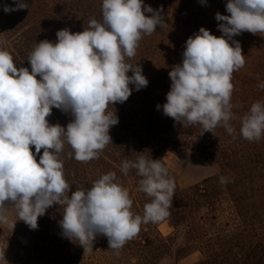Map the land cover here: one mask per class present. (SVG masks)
<instances>
[{"label": "clouds", "instance_id": "clouds-1", "mask_svg": "<svg viewBox=\"0 0 264 264\" xmlns=\"http://www.w3.org/2000/svg\"><path fill=\"white\" fill-rule=\"evenodd\" d=\"M14 5H5L4 12L29 8L26 0H14ZM226 11L230 15L215 14L221 22L220 37L201 27L187 39L182 63L169 71L166 103L156 107L184 127L199 124L201 135L222 126L235 138L230 124L235 107L232 74L245 65V56L240 42L229 40L243 32L264 33V0H227ZM164 24L160 11L143 0H102V21L90 19L82 32L58 30L55 43H36L27 59L31 71L17 68L13 56L0 50V224L9 223L11 206L17 220L35 230L38 217L57 204L63 208L59 225L65 237L78 241L86 252L103 235L118 255L142 224L160 222L170 214L175 182L161 159L141 154L122 161L120 171L127 175L134 169L141 178L139 191L151 198L143 215L131 211L129 191L113 171L69 196L60 159L65 142L71 149L68 157L74 155L79 162L98 159L112 143L109 131L118 117L108 106L127 101L129 85L139 91L149 83L142 67L126 63V58L135 56L143 35ZM259 87L264 89V83ZM53 108L74 118L66 128L47 120ZM240 123V136L259 141L264 136V101L254 102ZM219 180L230 182L224 176Z\"/></svg>", "mask_w": 264, "mask_h": 264}, {"label": "trees", "instance_id": "trees-1", "mask_svg": "<svg viewBox=\"0 0 264 264\" xmlns=\"http://www.w3.org/2000/svg\"><path fill=\"white\" fill-rule=\"evenodd\" d=\"M226 3L227 0H206L204 4L200 0H152L149 5L160 11L165 24L148 37L158 54L153 73L144 75L149 82L147 87L136 91L132 85L135 98L132 107L136 113L132 140L120 138L108 145L111 153L103 149L98 159L89 162L76 161L74 155L69 158L67 153L71 149L66 142L60 153L64 176L71 187L69 196L77 188H90L93 181L113 171L123 187L132 189L131 210L139 215H143L144 205L151 202V198L139 191L141 178L134 169L127 175L120 171L122 161L134 160L142 154L149 159H161L164 164L163 152L174 148H191L213 159L220 169L218 176L184 189L175 184L172 207L168 209L170 214L160 221L168 223L172 235L163 237L157 229L160 222H150L141 225L139 233L118 255L109 249L103 235H98L92 250L85 252L78 241L63 235L59 225L63 218L61 206L54 204L38 217L35 230L17 220L10 206L8 212L15 226L0 230V264H6L5 255L11 256L4 251L6 247L12 253L27 251L29 262L23 263L14 257L13 263L18 264H159L171 255L177 242L176 257L183 260L198 255L199 260L193 264H264V136L259 141L249 142L239 134L243 115L254 102L264 101V89L259 87L264 83V33L243 32L229 40L230 44L233 40L239 41L245 56V65L232 74L231 102L235 107L230 124L236 129L235 138L222 126L214 133L201 135L203 129L199 124L184 127L156 107L166 103L171 86L169 71L182 63L187 39L201 27L214 36L222 35L218 29L221 22L215 19V14L230 15ZM5 5L8 0H0L1 35L10 34L11 30L17 32V21L13 19L12 24L8 21L14 15H27L30 9L5 13ZM47 30L30 39V46L48 39ZM25 54L16 53L27 60L28 54ZM65 114L63 118L61 113L52 110L47 118L51 124L66 128L74 118L70 113ZM30 148L35 154V147ZM42 154L43 149L36 155L37 162ZM221 176L230 182L221 184ZM23 241L26 246H22Z\"/></svg>", "mask_w": 264, "mask_h": 264}, {"label": "rangeland", "instance_id": "rangeland-1", "mask_svg": "<svg viewBox=\"0 0 264 264\" xmlns=\"http://www.w3.org/2000/svg\"><path fill=\"white\" fill-rule=\"evenodd\" d=\"M26 1H28L30 7L28 14L23 17L22 15L21 17H18V15L11 16L13 18L10 22L8 21L9 24L17 21V32L11 30L10 34L5 33L1 35L0 33V50H6L13 56L17 68L27 67L29 71H31L28 60H24V58L17 56L16 53L23 52L29 54L34 48L30 46V39L39 37V34L46 31V29H48L47 34L49 36L47 40L55 43L57 42L56 33L58 30L67 28L72 33L82 32L84 28L86 29L88 27L90 19L102 21V0ZM143 2L145 5H149V3H152V0H143ZM8 5L14 7V0H8ZM146 15L150 16L151 13H146ZM13 19H15V21H13ZM157 27L160 28L159 26ZM148 37L149 35H143V38L139 41L135 56L126 58V63L133 66L137 64L140 65L143 69V75H150V73H153L155 69L154 61L157 60L156 55L158 54ZM160 48L162 49V47ZM127 75L131 76L132 72L129 71ZM37 79H39V76ZM129 87L132 88V85H129ZM133 90L128 100L124 103H116L113 106H108V111L115 112L118 117V124L110 128L109 135L112 138V143L108 145H112L119 141L120 138L132 140V125L134 124L136 115L132 107V100L135 99L133 97ZM52 110L61 113L63 118L66 117L65 112L60 109L53 108ZM49 123L51 124V121H49ZM108 145L103 150L106 151L107 154L111 153L109 152L111 148ZM162 160L170 176L174 178L175 184L181 189L199 184L205 179L214 178L220 174V169L213 159L207 158L191 148L167 149L163 152ZM127 189L130 194V199L132 200V189ZM8 221L9 223L0 224V230L2 228H12L13 219L9 212ZM157 229L163 237H169L173 233V230L169 227L167 222L158 223ZM22 246H26V242L23 241ZM177 246L178 242L173 247L171 255L159 264H193L199 260L198 255H191L186 259L179 260L175 254ZM8 248L9 247L4 248V251L11 255L4 256L6 264H18L13 263L14 257L21 259L23 263L29 262V258L26 256L27 251L25 252V250H23L12 253L9 252Z\"/></svg>", "mask_w": 264, "mask_h": 264}]
</instances>
